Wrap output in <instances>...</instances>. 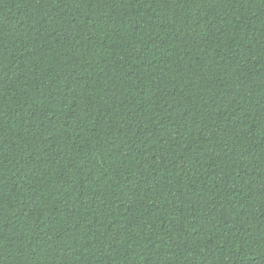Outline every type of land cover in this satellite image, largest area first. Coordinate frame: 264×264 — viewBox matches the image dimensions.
Here are the masks:
<instances>
[{"label": "trees", "instance_id": "16d2710c", "mask_svg": "<svg viewBox=\"0 0 264 264\" xmlns=\"http://www.w3.org/2000/svg\"><path fill=\"white\" fill-rule=\"evenodd\" d=\"M0 264H264V0H0Z\"/></svg>", "mask_w": 264, "mask_h": 264}]
</instances>
